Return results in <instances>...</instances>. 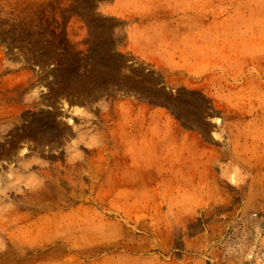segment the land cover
<instances>
[{"label":"rangeland","instance_id":"374dc122","mask_svg":"<svg viewBox=\"0 0 264 264\" xmlns=\"http://www.w3.org/2000/svg\"><path fill=\"white\" fill-rule=\"evenodd\" d=\"M0 264H264V0H0Z\"/></svg>","mask_w":264,"mask_h":264},{"label":"bare ground","instance_id":"6f19581e","mask_svg":"<svg viewBox=\"0 0 264 264\" xmlns=\"http://www.w3.org/2000/svg\"><path fill=\"white\" fill-rule=\"evenodd\" d=\"M50 129V128H49ZM53 131V130H52ZM50 132V131H49Z\"/></svg>","mask_w":264,"mask_h":264}]
</instances>
